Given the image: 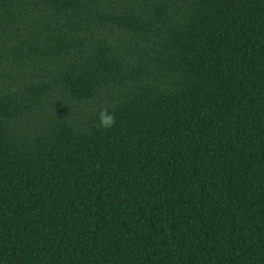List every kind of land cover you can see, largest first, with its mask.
<instances>
[{
  "label": "trees",
  "instance_id": "trees-1",
  "mask_svg": "<svg viewBox=\"0 0 264 264\" xmlns=\"http://www.w3.org/2000/svg\"><path fill=\"white\" fill-rule=\"evenodd\" d=\"M0 264H264V0H0Z\"/></svg>",
  "mask_w": 264,
  "mask_h": 264
},
{
  "label": "clouds",
  "instance_id": "clouds-1",
  "mask_svg": "<svg viewBox=\"0 0 264 264\" xmlns=\"http://www.w3.org/2000/svg\"><path fill=\"white\" fill-rule=\"evenodd\" d=\"M98 120L100 127L104 129H109L115 124V116L107 108L99 112Z\"/></svg>",
  "mask_w": 264,
  "mask_h": 264
}]
</instances>
